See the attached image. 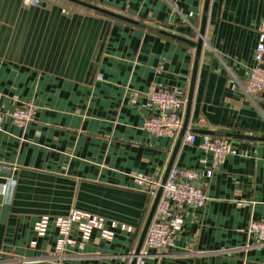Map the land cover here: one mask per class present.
Wrapping results in <instances>:
<instances>
[{"label":"crops","instance_id":"1","mask_svg":"<svg viewBox=\"0 0 264 264\" xmlns=\"http://www.w3.org/2000/svg\"><path fill=\"white\" fill-rule=\"evenodd\" d=\"M83 1L138 23L68 0H0V163L13 167L0 172V264H131L153 202L135 175L161 181L176 145L143 128L147 95L161 87L187 100L196 48L165 32L197 41L205 0ZM263 24L264 0H210L189 120L197 142L182 140L173 164L197 170L209 200L185 206L174 247L143 264H264L248 233L264 220V93L241 87ZM25 104L35 118L22 127L12 113ZM205 130L256 138L227 137L236 153L207 177ZM73 209L133 231L85 242L74 231L77 244L58 251V229L41 237L34 225Z\"/></svg>","mask_w":264,"mask_h":264},{"label":"built area","instance_id":"2","mask_svg":"<svg viewBox=\"0 0 264 264\" xmlns=\"http://www.w3.org/2000/svg\"><path fill=\"white\" fill-rule=\"evenodd\" d=\"M41 2L42 0H23V3L29 6H36ZM263 56L264 24L260 28L259 42L255 50L258 66L249 71L244 82L241 83L242 89L248 95L258 92L264 93V68L259 65ZM147 99V106L152 109L153 114L145 120L143 128L155 136L177 139L183 127L187 100L179 96L176 91L161 87L148 93ZM12 117L15 123L25 127L35 118V108L31 104H25L16 108ZM1 121L2 115L0 113V129ZM183 141L194 144L197 142V135L187 130ZM198 146L213 155V167L207 171V177L212 176L214 168L222 165L228 155L236 153L232 142L223 136L206 134ZM12 169L13 167L0 163V172H10ZM200 178V173L195 169L177 165L171 168L149 225L141 255L138 257V264H143L140 258L151 250L162 252L174 247L177 235L184 223L182 210L185 206L199 207L209 200L205 189L199 184ZM135 181L141 190L152 195L153 201L161 181L150 179L144 174L135 175ZM51 226H55L59 231L60 239L56 244V249L61 252L65 251L67 246L77 244L72 236L74 231L80 235L82 242L90 240L95 230H98L101 237L108 241L114 238L118 227L129 232L133 231L132 227L125 224L119 225L115 221L107 224L106 219L100 215L76 209L71 210L65 216L50 217L43 215L35 223L34 230L43 237ZM248 233L256 239L258 244H264V220H252L248 227ZM80 245L82 244L80 243ZM25 264L46 263L43 260H33Z\"/></svg>","mask_w":264,"mask_h":264},{"label":"water","instance_id":"3","mask_svg":"<svg viewBox=\"0 0 264 264\" xmlns=\"http://www.w3.org/2000/svg\"><path fill=\"white\" fill-rule=\"evenodd\" d=\"M74 3H77L79 5L85 6L89 9H93L95 11L104 13V14H108L114 17H117L119 19L125 20V21H129L132 23H138V21H135L134 19L124 16L122 14L116 13L114 11H111L109 9L103 8L101 6L95 5V4H91L88 3L86 1L83 0H68ZM209 4H210V0H205V6H204V11H203V17H202V23H201V27L199 30V37L197 39V41H191L185 37H181L169 32H165L166 35L172 36L176 39L185 41L187 43H190L192 45L195 46L196 48V53H195V60H194V67H193V73H192V80H191V87H190V91H189V95L187 98V102H186V109H185V115H184V121H183V127L177 137L176 140V145L171 157V160L168 164V167L166 169V172L164 174L163 179L161 180L160 186L156 192V195L154 197V200L152 202V205L150 207L147 219L145 221L143 230H142V234L140 236V240L139 243L137 245V248L135 250V252L132 254V260H131V264H138V257L141 255V250H142V245L144 243L149 225L153 219V216L155 214L158 202L160 200L162 191H163V186L166 183V180L168 178L169 172L174 164V160L176 157V154L178 152L179 146L184 138L185 133L187 132V130H189V120H190V115H191V109H192V103H193V93H194V88H195V83H196V79H197V72H198V68H199V64L201 61V55H202V50H203V45H204V35H205V29H206V24H207V17H208V10H209ZM198 131V130H197ZM204 133L209 134V135H214V136H223V137H240V138H245V139H255L256 137L254 136H249V135H241V134H235V133H228V132H220V131H214V130H205Z\"/></svg>","mask_w":264,"mask_h":264}]
</instances>
